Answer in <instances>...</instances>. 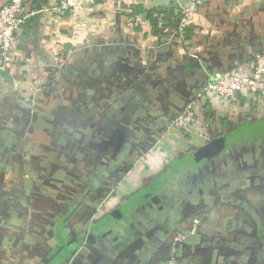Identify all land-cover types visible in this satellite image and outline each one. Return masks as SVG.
<instances>
[{
	"label": "crops",
	"instance_id": "1",
	"mask_svg": "<svg viewBox=\"0 0 264 264\" xmlns=\"http://www.w3.org/2000/svg\"><path fill=\"white\" fill-rule=\"evenodd\" d=\"M51 5L0 71V264H264V101L200 95L264 54V0L204 2L185 42L173 0H98L77 32Z\"/></svg>",
	"mask_w": 264,
	"mask_h": 264
},
{
	"label": "built area",
	"instance_id": "2",
	"mask_svg": "<svg viewBox=\"0 0 264 264\" xmlns=\"http://www.w3.org/2000/svg\"><path fill=\"white\" fill-rule=\"evenodd\" d=\"M29 0H9L0 8V71H4L12 62L17 46V33L32 19L33 12L28 8ZM98 0H52V11L58 16L72 15L73 31L87 29L89 23L81 19L89 6H95ZM104 2L110 0H103ZM209 0H191L188 7L177 3L181 14L179 26L174 37L185 42L188 30L195 23V12L200 5ZM202 97H213L222 102L233 101L240 96H255L264 101V54H256L249 70L216 73L207 81L200 92ZM195 102L189 103L184 111L172 119L166 126V134H175L178 138L191 133L197 124ZM183 237L178 236L177 240ZM171 264H175L171 262Z\"/></svg>",
	"mask_w": 264,
	"mask_h": 264
},
{
	"label": "water",
	"instance_id": "3",
	"mask_svg": "<svg viewBox=\"0 0 264 264\" xmlns=\"http://www.w3.org/2000/svg\"><path fill=\"white\" fill-rule=\"evenodd\" d=\"M175 3H179L182 6L188 7L191 5V0H173ZM197 62V61H196ZM148 152V148H144L141 151V155H145ZM95 240V236L94 235H90L88 237V241L90 240Z\"/></svg>",
	"mask_w": 264,
	"mask_h": 264
},
{
	"label": "trees",
	"instance_id": "4",
	"mask_svg": "<svg viewBox=\"0 0 264 264\" xmlns=\"http://www.w3.org/2000/svg\"><path fill=\"white\" fill-rule=\"evenodd\" d=\"M180 20H181V14L179 15V18H178V20H177V22H176V27L179 26ZM190 29H191V28H190ZM190 29L188 30V32H187V34H186V38H187L188 35H189V31H190ZM175 164H176V165H175ZM175 164L173 165V169H171V170H169V171H167V172L165 173L166 175L175 172L176 167H177V165H178L177 162H176ZM165 174H164V175H165ZM138 201H139V197H138V196L134 197L133 200L131 201V203H129V206H130V205L132 206V204H135V203L138 202Z\"/></svg>",
	"mask_w": 264,
	"mask_h": 264
},
{
	"label": "flooded vegetation",
	"instance_id": "5",
	"mask_svg": "<svg viewBox=\"0 0 264 264\" xmlns=\"http://www.w3.org/2000/svg\"><path fill=\"white\" fill-rule=\"evenodd\" d=\"M216 121H217V120H216ZM160 130H161V129H160ZM164 130H165V129H163V131H164ZM257 146H258V145H257ZM259 146H261L260 142H259ZM259 146H258V147H259ZM135 147H137V146H135ZM135 147H134V148H135ZM255 147H256V146H255ZM138 148H139V149H144L145 147H144L143 145H139V146L137 147V149H138ZM249 148H250L251 150L254 149V145H251ZM135 149H136V148H135ZM258 151H260V150H258ZM261 151H262V150H261ZM133 153H134V150L131 151V154H132V155H131L130 152H129V154H130V155H129V159H130V157H131V158L134 157V154H133ZM129 159H128V160H129ZM263 159H264V157H263ZM224 160H225V158H224ZM224 160H223V161H224Z\"/></svg>",
	"mask_w": 264,
	"mask_h": 264
},
{
	"label": "rangeland",
	"instance_id": "6",
	"mask_svg": "<svg viewBox=\"0 0 264 264\" xmlns=\"http://www.w3.org/2000/svg\"><path fill=\"white\" fill-rule=\"evenodd\" d=\"M79 52H80V50L78 52L76 51V54H78ZM75 56H77V55H75Z\"/></svg>",
	"mask_w": 264,
	"mask_h": 264
}]
</instances>
